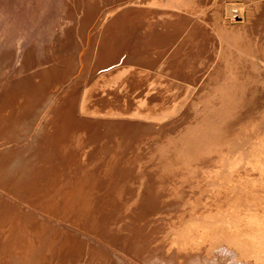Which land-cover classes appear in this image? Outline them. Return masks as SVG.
I'll use <instances>...</instances> for the list:
<instances>
[{
    "label": "rangeland",
    "instance_id": "374dc122",
    "mask_svg": "<svg viewBox=\"0 0 264 264\" xmlns=\"http://www.w3.org/2000/svg\"><path fill=\"white\" fill-rule=\"evenodd\" d=\"M239 1L250 14L245 0L203 6ZM256 10L262 23L251 24L247 45L255 59L232 88L228 77L216 87L205 76L218 52L205 12L208 37L193 48L189 85L161 89L147 70L163 45L145 22L156 15L177 26V9L0 0V264H264V235L249 211L250 195L264 199V12ZM129 65L133 75L119 86L98 82ZM59 82L65 99L40 120Z\"/></svg>",
    "mask_w": 264,
    "mask_h": 264
},
{
    "label": "bare ground",
    "instance_id": "6f19581e",
    "mask_svg": "<svg viewBox=\"0 0 264 264\" xmlns=\"http://www.w3.org/2000/svg\"><path fill=\"white\" fill-rule=\"evenodd\" d=\"M134 1L135 9H177L181 13L180 24L177 26L173 25L169 19H162L156 15L149 16L147 22H145L146 28L150 32V35L155 39V42L158 40L159 44L161 46L163 45L158 50V56H148V58L153 60V64L150 68L152 71L147 70V74L152 76V81L158 84L161 89H165L167 87L166 85L175 87L176 85H174V83L179 84V82H183V80L187 82L186 85H189L190 77L193 76L188 72V68L193 65V58L191 57L193 48L198 43H202V41L208 37L207 30L204 26L206 24L202 19V15H204L203 13L205 12L208 13V19L211 22V25H213L211 30L218 43L217 56L213 60L212 58H208L207 66L210 70L205 76L213 78V83L216 87L218 84H225L226 82L224 80L228 77L225 87L229 86L232 88L234 85L230 78L234 75H242L244 72L247 73L246 69L249 67L248 64L250 60L249 52L251 51L247 46L249 43L248 33L252 23H254V25L256 23H262L261 15L258 14V10L256 9H260V11L264 12V0H245L247 3H251V5H249V9L252 10H250V14L243 13L241 10V8H243V6H241L242 1H239V3L241 2L240 4H222L214 11L203 6L205 0ZM169 3H172L173 7H168ZM108 17L109 14H107L101 22H105ZM165 48L170 50L171 53H169V55L161 52V50ZM255 64L256 63H253L252 68L258 69L259 65L257 66ZM134 70L135 67L129 65L122 70L117 69L107 77L101 75L102 77L98 79V82L105 81L106 84H112L115 86L118 84L119 86L121 82L124 83L123 78L126 76L128 78L132 77ZM240 71H242V73ZM102 72L103 71H99L94 75H92V73V76L89 75V77L84 80V87L92 83ZM128 78L126 81L129 80ZM199 80L200 79H198L197 82H199ZM61 84H64V82H59L51 87L48 96L43 102H41V105L44 106L45 109L41 114L40 120H48L50 116L56 114L59 110L60 103L65 99L63 91L66 88L65 84L63 86ZM251 192L252 190L250 193ZM256 194L257 193L254 192L253 196L250 195L251 203L255 205L249 209L250 219L253 224L255 223V229L258 226L262 235H264V199L262 202L258 201L257 198H254L257 197Z\"/></svg>",
    "mask_w": 264,
    "mask_h": 264
},
{
    "label": "crops",
    "instance_id": "0c3cea01",
    "mask_svg": "<svg viewBox=\"0 0 264 264\" xmlns=\"http://www.w3.org/2000/svg\"><path fill=\"white\" fill-rule=\"evenodd\" d=\"M98 59H110V60H112V59H114V57H112V56H110L109 58L108 57H99ZM249 59L250 60L255 59L251 51L249 52Z\"/></svg>",
    "mask_w": 264,
    "mask_h": 264
}]
</instances>
